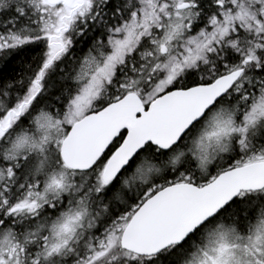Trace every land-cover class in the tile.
Segmentation results:
<instances>
[{
    "label": "snow or ice",
    "instance_id": "1",
    "mask_svg": "<svg viewBox=\"0 0 264 264\" xmlns=\"http://www.w3.org/2000/svg\"><path fill=\"white\" fill-rule=\"evenodd\" d=\"M0 264H264V0H0Z\"/></svg>",
    "mask_w": 264,
    "mask_h": 264
}]
</instances>
